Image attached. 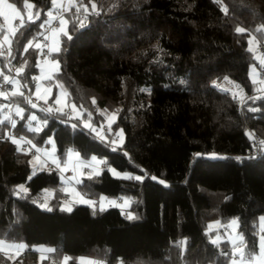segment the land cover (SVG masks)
Returning <instances> with one entry per match:
<instances>
[{"label": "trees", "instance_id": "1", "mask_svg": "<svg viewBox=\"0 0 264 264\" xmlns=\"http://www.w3.org/2000/svg\"><path fill=\"white\" fill-rule=\"evenodd\" d=\"M7 1L24 15L10 40L23 95L0 96V241L28 247L13 261L1 252L0 264H60L63 255L65 264H80V254L105 264H228L230 240L212 238L232 219L245 254L255 255L264 219V94L251 70L264 71L250 37L264 38V0H70L72 38L61 36L51 54L59 68L45 82L61 85L81 118L32 107L40 51L29 43L41 36L52 0ZM222 78L244 89L242 103L213 84ZM6 101L21 109L15 122ZM118 129L124 139L115 145ZM12 133L38 146L52 140L61 161L71 152L96 155L107 167L83 176L79 190L127 200L134 219L116 205L67 211L60 171L36 168ZM36 244L54 251L40 259Z\"/></svg>", "mask_w": 264, "mask_h": 264}, {"label": "crops", "instance_id": "2", "mask_svg": "<svg viewBox=\"0 0 264 264\" xmlns=\"http://www.w3.org/2000/svg\"><path fill=\"white\" fill-rule=\"evenodd\" d=\"M70 0H56L55 4H51L50 12L51 16L43 23V30L41 32V36H38L31 40L29 43L30 46L37 48L36 45L39 44L40 47L37 48L40 51L39 57V72L35 77L36 87L31 95L30 98H33V104H38V102L46 103L45 109H59V110H71L72 114H75L77 117H82V111L79 107L72 101L68 100L67 93L64 88L59 85H51L45 82L47 78H49L55 71L59 68V62L54 59L51 54L52 49L60 46V38L63 34V29L68 33V22L66 18V11H67V4ZM7 5H12L9 8ZM27 7L28 4H27ZM30 8V7H29ZM0 14L2 15L5 21V29L4 33L0 34V49L3 48L5 45H10L11 35L14 33L16 28L22 21L24 20V15L22 10H20L17 6L13 3L5 0L4 3H0ZM27 15H31V11L27 9ZM63 19L67 23L61 25L60 21ZM5 37H8V42L5 41ZM263 47V49L261 48ZM250 48L256 55L257 51H260L262 54L260 57H256L257 61L261 65V68L264 71V38L263 40L257 39L255 36L251 35L250 37ZM8 69V68H7ZM0 72L4 74V77L7 76L9 81L7 82V86L4 89L0 88V93H7V95H11L13 92L21 93L22 92V85L21 81L17 76H13L10 74L9 71H5L3 64L0 59ZM251 77L253 80L259 81L260 89L263 88V81H262V74L259 72L257 67L251 70ZM229 79V78H228ZM231 83L235 87H239V85L229 79ZM242 89L243 97H246L244 89ZM227 89V88H225ZM230 91V90H229ZM231 92V91H230ZM3 96V95H0ZM4 97V96H3ZM4 104L8 108L7 110L11 112L14 118H12V122H15L16 115L21 111L19 107H16L11 102L6 101ZM73 105L75 107H73ZM34 116V115H32ZM32 119V118H31ZM33 120V119H32ZM37 120V118L35 119ZM38 124H41L40 121H37ZM101 133V132H100ZM102 135V134H101ZM16 141V140H15ZM17 144L29 151L31 148L36 149V153L32 154L33 157V165L40 169L47 166H54L56 167L60 173L61 178L64 182L65 186V193L67 195L66 199L71 201L74 205L75 204H89L91 202V198H88L85 194H83L78 187L79 181L85 175H88V172L91 170L94 173L98 172L100 169L98 167L99 158L96 155L91 156L89 159H84L79 156V154L75 152H71L67 155L64 161L56 155L55 148L52 143V140L49 141L48 144H44L42 146L36 145L31 139L26 136L18 135ZM30 141V143H29ZM90 167V171H86V167ZM98 169V170H96ZM107 206L116 205L123 210H126L127 203L125 199H111L109 198L107 202ZM129 213V212H128ZM261 226H263L264 231V219L261 220ZM223 233V230H220ZM232 244V243H231ZM233 245V244H232ZM27 244L24 242H6L0 241V253L3 252L9 256V258L13 261L23 255L24 251L27 249ZM33 248L38 252L39 258L44 259L48 257L53 251L52 246H48L45 244H36L33 245ZM234 252V250H233ZM256 259L253 264H260V249L258 252L253 255ZM78 261L80 264H105L103 259H99L95 256L80 254L78 255ZM233 259H238L232 253L231 258L228 264H232ZM68 260L67 255H63L60 264H65ZM11 264H17L16 262H12ZM245 264H248L245 261Z\"/></svg>", "mask_w": 264, "mask_h": 264}, {"label": "rangeland", "instance_id": "3", "mask_svg": "<svg viewBox=\"0 0 264 264\" xmlns=\"http://www.w3.org/2000/svg\"><path fill=\"white\" fill-rule=\"evenodd\" d=\"M261 54L262 53L260 51H257L255 56L260 57ZM213 84L216 87H219V88H227L228 90L231 91V93L236 98H238L239 101H242V100L244 101L245 97H243L242 89L240 88V86L239 87H235L228 78H222L220 80H215V81H213ZM114 118H115V115L114 114H110L109 117L107 118L106 123L110 126V124L112 123ZM84 123L87 124V125L90 124L88 121H84ZM116 135L117 136H116V139L114 141V144L115 145H120L123 142V139H124V134H123L122 129H118ZM210 156H217V154L211 153ZM96 170H98V169H96ZM92 173H94V171H92V170L90 172H88V174H92ZM113 174L117 175V176H120V177H129V176H131L130 172H121V171H118V170H114ZM155 178L158 179L159 181H164L163 184L167 185V182L163 178H159V177H155ZM108 200H109V197L107 195H105V194H102V195H100L99 198L92 199L90 204L93 207H97L99 209H101V208L104 209V208L108 207L107 206L108 205L107 204ZM125 202L127 203V200H125ZM73 206H74V204L71 201L67 200V199L63 203V207H65L67 209L68 208H72ZM233 221H236V219H232L228 224H225L223 226V233H221V231L218 230L217 234H215L212 239L213 240H217V242H218L221 239L226 238V239H229L231 243L233 241H235L238 244V242H239L238 237H240V234L238 233V230H237L238 223L236 221V224H233L232 223ZM217 224H219V223L216 222V221L212 222L211 225H210V228L211 229L217 228L218 227ZM262 230H263V226H261L260 235H264Z\"/></svg>", "mask_w": 264, "mask_h": 264}, {"label": "snow or ice", "instance_id": "4", "mask_svg": "<svg viewBox=\"0 0 264 264\" xmlns=\"http://www.w3.org/2000/svg\"><path fill=\"white\" fill-rule=\"evenodd\" d=\"M4 2H5V0H0V3H4ZM52 3L55 4V3H56V0H52ZM7 6H8L9 8L12 7V5H7ZM29 7H31V5H29ZM96 7H97L96 4H94V3L91 4V9H92V12H93V13H96ZM77 11H79V9H77ZM84 11H85V13H87V12H88V8L85 7V8H84ZM37 15H38V14H37ZM48 15L51 16V15H52L51 12H49ZM28 19H29V20H32V16L29 15ZM22 23H23V21H22ZM60 23H61V25H63V24H65V23H67V22L64 21L63 19H61ZM83 26H84V25H83V23L81 22V27H83ZM41 27H43V25H41ZM60 31H63V34L66 35V36H68V33H67L66 31H64L63 29H60ZM236 31H237V32H243L244 29H243V28H237ZM71 38H72L71 36H68V39H71ZM4 39H5L6 42H8V37H5ZM29 46H30V45H29ZM36 47L39 48L40 45L37 44ZM25 50H27V49H25ZM52 51H54V52H59V51H60V48H58V47L53 48ZM9 54H11V53H9ZM0 55H3V53L0 52ZM54 63H58V61H55ZM262 63H264V62H262ZM4 80H5V82H11V81H9V78H8L7 76L4 77ZM214 83H215V82H214ZM0 95H3L5 99H8V95H7V93H0ZM12 95H16V92H13ZM20 95H23V93H20ZM29 102H31V101H29ZM93 103H95L94 100H93ZM32 107L35 108V107H36V104H32ZM73 107H75V106L73 105ZM49 111H51V109H49ZM253 111H255V109H253ZM31 118H32L33 120L36 119L35 116H32ZM72 127L75 128L76 125H73ZM13 143H16V141L13 140ZM29 143H30V141H29ZM114 150H115V149H114ZM237 159H239V158H237ZM113 171H114V170H113ZM29 179H31V177H29ZM135 179H136V180H141L142 177H140V176H136ZM152 179H155V177H152ZM160 182L163 183L164 181H160ZM20 187L23 188L24 186L21 185ZM24 191L26 192L27 189H24ZM45 206H46V205H45ZM48 210L51 211V209H48ZM71 210H72L71 208H68V209H67V211H69V212H70ZM101 210H103V209L101 208ZM127 218H128V219H134V217H133L130 213L128 214V217H127ZM232 223H233V224H236V221H233ZM238 239H239V244H237L235 241L232 242V243H233V250H234L233 255H234L235 257H238V259H233V260H232V264H245V261H247L248 264H253V262L255 261L256 258H255L251 253H249V254H247V255L245 254V252H244V250H243V248H244L243 236L241 235L240 237H238ZM212 243H213V244H216V243H217V240H213ZM258 246H259V249H260V258H261V260H260V264H264V235H260V236H259ZM223 255L227 256L228 253L225 252V253H223Z\"/></svg>", "mask_w": 264, "mask_h": 264}, {"label": "built area", "instance_id": "5", "mask_svg": "<svg viewBox=\"0 0 264 264\" xmlns=\"http://www.w3.org/2000/svg\"><path fill=\"white\" fill-rule=\"evenodd\" d=\"M261 48L263 49V47H261ZM11 51H12V49H11V46H9V45H5L3 48L0 49V52H2L3 53V56H5L6 59H7L8 71L10 72L11 75L17 76L18 75V65H17V63L14 60L10 59V54L9 53H11ZM262 81H263V88H262V91L261 92H262V94H264V72L262 73ZM6 86H7V82H5V80H4V74L2 72H0V88L1 89H4V88H6ZM32 99L33 98H31V100ZM240 102H243V100L240 101ZM36 106L39 107V108H45L47 105H46V103L40 101V102H38V104ZM11 137L14 140H16V142H18L17 141V139H18V135L17 134L12 133L11 134ZM29 152L31 154H34V153H36V149L31 148L29 150ZM254 153H255L254 149H250L248 151V154L249 155H254ZM98 163H99L98 164V167L100 169H103V168L107 167V164L105 162L101 161V160H99ZM90 169H91L90 167H88V166L86 167V171H90ZM123 212L125 214L128 213L125 210H123Z\"/></svg>", "mask_w": 264, "mask_h": 264}]
</instances>
